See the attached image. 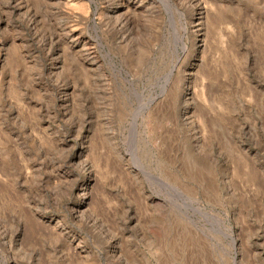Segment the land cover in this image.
<instances>
[{"label": "rangeland", "instance_id": "1", "mask_svg": "<svg viewBox=\"0 0 264 264\" xmlns=\"http://www.w3.org/2000/svg\"><path fill=\"white\" fill-rule=\"evenodd\" d=\"M0 264H264V0H0Z\"/></svg>", "mask_w": 264, "mask_h": 264}, {"label": "bare ground", "instance_id": "2", "mask_svg": "<svg viewBox=\"0 0 264 264\" xmlns=\"http://www.w3.org/2000/svg\"><path fill=\"white\" fill-rule=\"evenodd\" d=\"M79 48V47H78ZM201 53V52H200ZM125 115V114H124ZM2 159V158H1ZM185 170V169H184ZM200 170V169H199ZM206 172V171H205ZM202 173V172H201ZM205 175V174H204ZM207 175V174H206ZM199 176V175H198ZM205 179V178H204ZM84 218V217H83ZM52 227V226H51ZM69 245V244H68ZM73 246V245H72Z\"/></svg>", "mask_w": 264, "mask_h": 264}]
</instances>
